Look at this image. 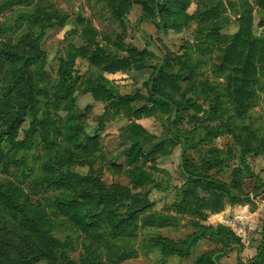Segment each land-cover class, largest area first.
Here are the masks:
<instances>
[{
  "label": "trees",
  "instance_id": "obj_1",
  "mask_svg": "<svg viewBox=\"0 0 264 264\" xmlns=\"http://www.w3.org/2000/svg\"><path fill=\"white\" fill-rule=\"evenodd\" d=\"M108 1L119 10H122L121 5L142 6L146 19L162 25L164 31L186 32L199 21L200 26L194 31L195 40L214 41L216 52H219L218 70H227L231 74L228 91L236 114L249 109L253 87L260 70L264 68V36L254 35L251 13L240 18L238 32L230 42L228 38L219 36L226 22L221 19L216 9L218 7L191 16L187 13L190 0H118L119 4ZM3 7L8 12L17 8L26 10L19 12L15 26L0 28V36L23 30L18 40L9 38L0 47V173L10 172L9 166L24 167L23 162L29 157V152L39 157L45 156L41 175L30 184L32 195L19 183L11 180L0 182V264H100L96 261V251L91 248L80 260L69 257L66 247L53 235L57 221H63L72 230L97 240L107 236L117 239L132 235L127 230L136 225V214L124 218L119 211L125 201H130L129 206L141 203L149 193L140 196L125 187L107 186L93 173L92 165L96 162L93 152L80 156L71 146H61L65 141L85 150L90 147L94 149L96 145V139L88 137L83 129L85 113L76 104V91L90 93L95 102L104 105V114L99 123L101 128L106 118L124 116L139 121L167 117V132L172 137L159 140L135 122H131L123 133V142L127 145L126 165L130 167L126 174L133 190L144 189L153 183L151 174L145 169L147 163H151V169L155 170L157 159L168 157L175 147L182 145L181 171L191 188L186 187L181 191L173 207L179 215L194 221V231L179 241L155 238V247L164 258L189 260L201 242L212 245L214 249L198 255L196 264H223L221 260L228 252L242 253L240 238L200 221L207 211L212 214L221 212L226 195L232 199L242 197L237 186L223 184L209 176L218 163L227 162L223 160V152L217 149L207 151L200 160V167L195 168L188 153L196 145L184 138L179 130L186 115L192 119L202 115H207L209 121L215 119L219 112V96L214 90L205 85L210 90L208 110L192 99H186L188 90L184 91L182 84L191 81L193 75L178 63L177 57L164 56L161 64L152 66L145 50L127 51L121 43H115L113 47L119 53H127L128 57L111 56L106 47L98 42L96 31L90 28V23L80 13L76 14L74 20H69L52 9L42 7L38 0H11ZM257 7L262 18L261 26H264V0H257ZM211 18L215 21L212 22ZM70 24L85 26L81 36L86 46L70 44L67 55L59 59L57 70L48 71L47 56L42 47L46 32ZM104 41L110 42L108 39ZM77 59L88 61L100 73L82 89L74 70ZM145 69L153 70L146 84L147 96L122 95L103 75ZM139 102L142 103L136 105ZM73 121L78 124L74 125ZM212 130L224 128L218 125ZM229 135H232L236 146L230 147L227 153L229 158L236 153L240 161L239 168L235 170V174H238L242 166L246 167L247 158L264 153V141L248 128L241 133L230 130ZM80 139L86 145H77ZM75 165L89 166L90 173H75L72 171ZM26 171L22 173L24 179H28ZM200 187L207 191L210 201L205 202L197 196ZM37 190H41L42 195H58L38 199ZM105 229H109V232L102 234ZM225 251L227 254H222ZM263 262L264 221L256 256L247 262L242 255L238 257V264Z\"/></svg>",
  "mask_w": 264,
  "mask_h": 264
},
{
  "label": "rangeland",
  "instance_id": "obj_2",
  "mask_svg": "<svg viewBox=\"0 0 264 264\" xmlns=\"http://www.w3.org/2000/svg\"><path fill=\"white\" fill-rule=\"evenodd\" d=\"M9 1L11 0H0V28L6 29L15 26L19 12L26 10L23 8H17L11 12L4 10V4ZM113 1L115 4H119L118 0ZM38 3L44 8L56 11L61 16H66L69 20H74L76 14L80 13L84 20L90 23V28L96 31L98 42L106 47L111 56L116 58H127L128 54L119 53L113 47L115 43H121L127 51L145 50L150 57L152 66L161 64L164 56L177 57L178 63L186 67L187 71L193 75L191 81L182 84L183 90H188L186 99H192L196 104L204 106L208 110L210 109L207 106L210 102L208 94L210 90L205 85L214 90V93L219 96V112L215 119L209 121L207 115L192 119L186 115L179 125V130L184 134V138L192 140L196 145L188 153L193 167L199 168L200 160L206 156V152L217 149L223 152V160H227V162L218 163L210 171L209 176L223 184L237 186L241 190L242 197L240 199H232L226 195L221 212L212 214L207 211L200 220L206 226L222 228L241 239L243 252L230 251L221 262L223 264H238V257L241 255L246 262L253 259L257 254L263 235L264 153L260 156L247 158L246 167L242 166L241 173L235 174V170L240 166V161L237 159L236 153L229 158L227 150L235 145L232 135H229L230 130L232 132L237 130L241 133L244 128H248L258 139L264 141V68L260 70L257 83L253 87L249 109L237 115L228 91L231 86V74L227 70H218L219 52H216L214 41L195 40L194 31L200 26L199 21L193 23L188 31L178 33L174 30L164 31L162 25H156L154 21L146 19V14L140 5L132 4L129 7L121 5L122 10H119L113 8L108 0H38ZM214 7H218L216 9L220 12L221 19L226 22L225 27L219 31L220 37H226L232 42L238 32L240 18L246 13H251L253 16L254 35H264V26H261L262 18L257 7V0H190L187 13L192 16ZM155 21H157L156 18ZM211 21L215 20L211 18ZM84 27L70 24L46 32L42 47L47 56L48 71L57 70L59 59L67 55L70 44L78 47L86 46L81 36ZM22 31L16 30L13 33L8 32L0 36V47L2 42L9 38L18 40L22 36ZM105 39L110 42L107 43L104 41ZM74 70L79 77L80 89L86 87L88 81L95 80L100 74L97 69L89 65L88 61L80 59L75 61ZM152 74V69H145L117 74L104 73L103 75L106 79L109 78L108 80L122 95L141 94L147 96L146 84ZM75 100L80 111L85 113L83 119L85 134L90 138H95L96 145L94 149L90 147L85 150L83 147L76 148L74 144L65 141L61 143V146L63 148L71 146L74 152L80 156L93 152V157L96 159L92 165L93 173L107 186H121L131 189L133 194L142 196L148 192L149 195L141 203L129 206L130 201H125L122 204L119 214L124 218L130 214H136V225L127 230L132 233L130 236L128 234L117 239L107 236L97 240L72 230L63 221H57L53 228V235L66 247L69 257L75 261L80 260L86 255L87 249L91 248L92 251H96V257H98L96 261L100 264H196L195 258L214 249L212 245L201 242L194 250L192 258L181 260L164 258L153 242L157 237L179 241L194 231V221L179 215L173 207L176 191L181 193L186 187L191 188L188 179L181 171L183 149L170 161L171 164L163 160L165 157H160L155 162V169L165 168L164 166L169 165L172 167L175 176L173 177L172 174L170 178L171 182L176 181V183L174 182L177 185L176 188H172L168 192L156 188L155 194L154 192L152 194L155 187L148 184L144 189L133 190L131 181L126 174L130 167L126 165L127 145L123 142V133L129 123L137 120H129L124 116L106 118L104 126L101 128L99 123L104 114V105L95 102L90 93L81 91H76ZM140 103L142 102L136 105ZM61 115L65 116V114ZM193 116H195L194 113ZM145 119L151 120V124L149 121L145 125L153 128L151 134L159 140L171 136L167 132L169 122L167 117L162 120ZM73 124L76 125L78 122L73 121ZM27 125L28 123L24 128ZM218 125L222 126L224 130H212V127ZM77 145L84 146L86 142L80 139ZM28 156L27 160L23 162L24 167L9 166L10 172L0 173V182L11 180L19 183L26 192L32 195L33 190L30 184L41 175L45 155L39 157L33 152H29ZM150 166L151 163H147L145 169L153 174L154 170ZM25 170H27L28 179H24L22 176ZM72 171L87 175L90 173V167L75 165ZM37 192L38 199L53 198L58 195V193L42 195L41 190H37ZM197 196L205 202L211 200L203 187L197 190ZM106 232H109V229L103 230L102 234Z\"/></svg>",
  "mask_w": 264,
  "mask_h": 264
},
{
  "label": "crops",
  "instance_id": "obj_3",
  "mask_svg": "<svg viewBox=\"0 0 264 264\" xmlns=\"http://www.w3.org/2000/svg\"><path fill=\"white\" fill-rule=\"evenodd\" d=\"M262 36H264V35H262ZM107 79H109V78L107 77ZM88 98L91 99L90 96H88ZM149 121H150L149 124H151V120H149V119L136 121L135 123L138 124V125H140L144 129L150 131V133H151V131L153 130V128L152 127L149 128V126L145 125V123H147ZM181 150H182V146L181 145H178L177 147H175L173 149L171 155H169L168 157H165L163 160H165L166 163L171 164L170 161L172 159H174V157L176 156V154L177 153H180L179 151H181ZM164 167L165 168H159L158 167L157 169L154 170L153 174H151L152 179H153L152 186L153 187L155 186V188L152 190V194H153V192L155 194L156 188H158V189H160V190H162L164 192H168V191L172 190V188H176L177 187V185L175 184L176 181H172L171 182V178H170L171 175L173 174V177L175 176V172H173L172 167H170V165L169 166H164ZM180 194H181L180 192L176 191L175 201H174L175 203L179 199V197L181 196Z\"/></svg>",
  "mask_w": 264,
  "mask_h": 264
},
{
  "label": "water",
  "instance_id": "obj_4",
  "mask_svg": "<svg viewBox=\"0 0 264 264\" xmlns=\"http://www.w3.org/2000/svg\"><path fill=\"white\" fill-rule=\"evenodd\" d=\"M235 248H237V246H235ZM224 253H227V251L223 252L222 254H224Z\"/></svg>",
  "mask_w": 264,
  "mask_h": 264
}]
</instances>
